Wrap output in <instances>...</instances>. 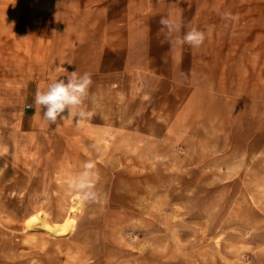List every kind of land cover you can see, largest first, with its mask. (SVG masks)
I'll list each match as a JSON object with an SVG mask.
<instances>
[{
  "label": "crops",
  "instance_id": "1",
  "mask_svg": "<svg viewBox=\"0 0 264 264\" xmlns=\"http://www.w3.org/2000/svg\"><path fill=\"white\" fill-rule=\"evenodd\" d=\"M234 4L228 13L222 0H0V158L40 162L53 147L55 164L68 148L94 162L111 134L126 150L143 148L142 134L170 142L183 129L201 146L215 133L232 158L264 147V121L250 129V24L239 28ZM162 17L181 31L170 36ZM193 28L205 32L200 47L174 43ZM73 71L91 76L82 107L92 116L50 125L35 93Z\"/></svg>",
  "mask_w": 264,
  "mask_h": 264
},
{
  "label": "rangeland",
  "instance_id": "2",
  "mask_svg": "<svg viewBox=\"0 0 264 264\" xmlns=\"http://www.w3.org/2000/svg\"><path fill=\"white\" fill-rule=\"evenodd\" d=\"M222 2L228 13L237 3L239 28L250 24L255 131L264 121V0ZM199 135L183 129L159 142L142 134L143 148L119 150L111 134L109 154L101 148L94 159L95 202L68 186L84 164L70 148L56 164L53 147L40 162L0 158V264H264V147L232 158L215 133L207 146ZM37 211L58 228L67 217L72 224L62 236L27 228Z\"/></svg>",
  "mask_w": 264,
  "mask_h": 264
},
{
  "label": "clouds",
  "instance_id": "3",
  "mask_svg": "<svg viewBox=\"0 0 264 264\" xmlns=\"http://www.w3.org/2000/svg\"><path fill=\"white\" fill-rule=\"evenodd\" d=\"M160 24L167 28L168 34L179 33L181 23L175 18H164ZM206 39L204 31L196 28L191 29L182 37L175 36L174 43L177 45L188 44L194 48L200 47ZM92 79L89 73L79 75L77 71L68 73L67 82L64 79L53 80L45 89L38 88L35 93V105L44 109L43 118L50 125L57 124L58 120L74 119L77 124L92 116V112L85 111L83 104L88 96ZM66 113V114H65ZM83 171L77 175L69 176L68 186L75 192V198L81 202H95L100 199V193L95 188L99 179L94 171L95 162L89 160L83 164Z\"/></svg>",
  "mask_w": 264,
  "mask_h": 264
},
{
  "label": "bare ground",
  "instance_id": "4",
  "mask_svg": "<svg viewBox=\"0 0 264 264\" xmlns=\"http://www.w3.org/2000/svg\"><path fill=\"white\" fill-rule=\"evenodd\" d=\"M72 219L71 217H67L63 222L60 228H58L55 225H51V223H48L47 219H46V213H43V218L41 217V212L37 211V214L30 220L28 221L25 225L27 228H29L31 226V224L33 223L37 228H41L43 230H45V232L47 233H51L53 235H65L66 234V225H68L69 223H71ZM72 224V223H71ZM49 225H51L49 227ZM25 227V228H26ZM34 230V229H33Z\"/></svg>",
  "mask_w": 264,
  "mask_h": 264
},
{
  "label": "built area",
  "instance_id": "5",
  "mask_svg": "<svg viewBox=\"0 0 264 264\" xmlns=\"http://www.w3.org/2000/svg\"><path fill=\"white\" fill-rule=\"evenodd\" d=\"M25 107H28V105H25Z\"/></svg>",
  "mask_w": 264,
  "mask_h": 264
}]
</instances>
